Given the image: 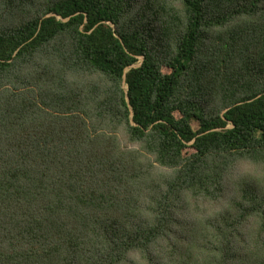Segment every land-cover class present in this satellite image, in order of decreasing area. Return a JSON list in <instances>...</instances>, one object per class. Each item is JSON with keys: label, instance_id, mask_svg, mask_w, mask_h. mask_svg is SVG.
<instances>
[{"label": "trees", "instance_id": "1", "mask_svg": "<svg viewBox=\"0 0 264 264\" xmlns=\"http://www.w3.org/2000/svg\"><path fill=\"white\" fill-rule=\"evenodd\" d=\"M0 264H264V0H0Z\"/></svg>", "mask_w": 264, "mask_h": 264}, {"label": "rangeland", "instance_id": "2", "mask_svg": "<svg viewBox=\"0 0 264 264\" xmlns=\"http://www.w3.org/2000/svg\"><path fill=\"white\" fill-rule=\"evenodd\" d=\"M192 126L194 128H197V125L195 122H192ZM253 170V166L247 162H240L238 165H236L227 175V184L230 186V183L234 181L239 175H241L243 172L251 171Z\"/></svg>", "mask_w": 264, "mask_h": 264}, {"label": "water", "instance_id": "3", "mask_svg": "<svg viewBox=\"0 0 264 264\" xmlns=\"http://www.w3.org/2000/svg\"><path fill=\"white\" fill-rule=\"evenodd\" d=\"M128 100V99H127Z\"/></svg>", "mask_w": 264, "mask_h": 264}]
</instances>
